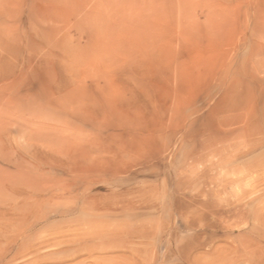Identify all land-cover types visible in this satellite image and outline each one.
I'll list each match as a JSON object with an SVG mask.
<instances>
[{
  "label": "rangeland",
  "instance_id": "rangeland-1",
  "mask_svg": "<svg viewBox=\"0 0 264 264\" xmlns=\"http://www.w3.org/2000/svg\"><path fill=\"white\" fill-rule=\"evenodd\" d=\"M0 264H264V0H0Z\"/></svg>",
  "mask_w": 264,
  "mask_h": 264
},
{
  "label": "bare ground",
  "instance_id": "bare-ground-1",
  "mask_svg": "<svg viewBox=\"0 0 264 264\" xmlns=\"http://www.w3.org/2000/svg\"><path fill=\"white\" fill-rule=\"evenodd\" d=\"M258 57V56H257ZM260 73V72H259ZM249 133V132H248ZM250 139H252V138H250ZM248 141V140H247ZM246 148H248V146L246 147ZM251 173V172H250ZM242 209H243V207H242ZM240 216V215H239ZM242 216V215H241ZM239 218H243V217H239ZM257 239H258V237H257ZM217 253V252H216ZM224 255V254H223ZM222 255V256H223ZM226 256H227V254H225ZM221 257V256H220ZM212 263V262H211Z\"/></svg>",
  "mask_w": 264,
  "mask_h": 264
}]
</instances>
